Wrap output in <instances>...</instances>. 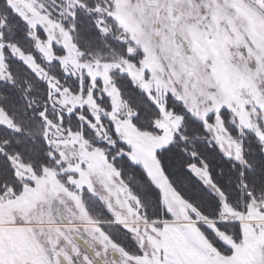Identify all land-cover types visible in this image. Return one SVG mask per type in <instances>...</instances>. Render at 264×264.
Returning a JSON list of instances; mask_svg holds the SVG:
<instances>
[{"label": "snow or ice", "instance_id": "obj_1", "mask_svg": "<svg viewBox=\"0 0 264 264\" xmlns=\"http://www.w3.org/2000/svg\"><path fill=\"white\" fill-rule=\"evenodd\" d=\"M0 264H264V0H0Z\"/></svg>", "mask_w": 264, "mask_h": 264}]
</instances>
